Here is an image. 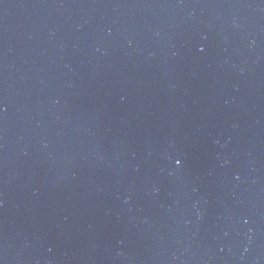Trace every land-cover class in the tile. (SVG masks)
<instances>
[{"label":"water","instance_id":"95a60500","mask_svg":"<svg viewBox=\"0 0 264 264\" xmlns=\"http://www.w3.org/2000/svg\"><path fill=\"white\" fill-rule=\"evenodd\" d=\"M0 264H264V0H0Z\"/></svg>","mask_w":264,"mask_h":264}]
</instances>
